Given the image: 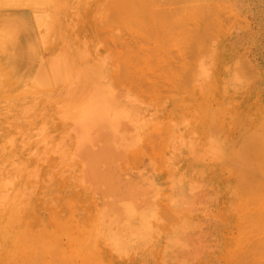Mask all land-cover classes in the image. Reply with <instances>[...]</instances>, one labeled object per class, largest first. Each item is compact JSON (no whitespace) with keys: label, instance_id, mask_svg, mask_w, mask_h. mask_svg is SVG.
<instances>
[{"label":"rangeland","instance_id":"obj_1","mask_svg":"<svg viewBox=\"0 0 264 264\" xmlns=\"http://www.w3.org/2000/svg\"><path fill=\"white\" fill-rule=\"evenodd\" d=\"M242 260L264 261V0H0V264Z\"/></svg>","mask_w":264,"mask_h":264},{"label":"bare ground","instance_id":"obj_2","mask_svg":"<svg viewBox=\"0 0 264 264\" xmlns=\"http://www.w3.org/2000/svg\"><path fill=\"white\" fill-rule=\"evenodd\" d=\"M41 58H42V57H41ZM97 86H98V85H97ZM100 89H102V88H100ZM102 94H103V93H102ZM101 96H102V95H101ZM105 98H106V97H105ZM107 99H108V98H107ZM97 101H98V100H97ZM109 101H110V100H109ZM99 102H100V101H99ZM99 102H97V103H99ZM110 102H111V101H110ZM103 104H104V103H103ZM97 106H98V107H102V108H99V109H100V110L103 109V111H104L103 106H100V104H98ZM106 106H107V105H104V107H106ZM96 108H97V107H96ZM107 108H108V106H107ZM99 109H98V110H99ZM108 109H109V108H108ZM94 110H95V109H94ZM98 110H96V111H98ZM100 110H99V111H100ZM105 110H106V109H105ZM99 111H98L97 115L99 114V115H101V116L103 115L102 113L105 112V111H104V112H101V114H100ZM121 112H122V111H121ZM107 113L110 114V109H109V111H108ZM90 114H91V117H93V116L95 117V115L92 116V113H90ZM93 114H96V113L94 112ZM104 114H106V113H104ZM109 114H106V117H107ZM121 114H122V113H121ZM97 115H96V117H95V118H96V121L93 119V120H94L93 122H92V118L90 117V115L88 116V117L90 118L89 121L91 120V123H94V122L97 123V125H96V124H92L93 126L96 125V126H97V129H96L95 127H93V128L91 129L92 125L90 124V122H87V123L89 124V127L86 128L85 126H84V127L81 126L82 128H79V131H82L83 134L85 133L84 135H82L83 140H89V138H88V139H85V137H87V136H85V135H86V134H90V133H91L90 131L93 130L94 128H95L96 130L94 129L92 132L95 133V131H98L99 127L103 128L102 126H104V128H105V127L107 126V125L104 123V121H105V115H104V117H100V116H97ZM88 117H87V118H88ZM94 117H93V118H94ZM97 117H99V118H97ZM111 117H112V116H111ZM87 118L85 119V121H88ZM98 119H99V120H98ZM100 119H103V121L100 120ZM111 120H113V119H111ZM111 120H109V121H111ZM99 121H100V123L102 122V123H101L102 125H101V124L99 125ZM111 122H113V121H111ZM121 122H122V121H121ZM84 123H85V122L83 121L82 125H83ZM103 123H104V124H103ZM109 123H110V122H109ZM110 124H111V123H110ZM85 125L87 126L86 123H85ZM90 125H91V126H90ZM98 126H99V127H98ZM79 127H80V126H79ZM83 128H85V129L90 128V129L88 130L89 132L86 133L87 130H83ZM81 129H82V130H81ZM75 130H76V129H75ZM102 130H103V129H102ZM83 131H84V132H83ZM85 131H86V132H85ZM99 131H100V130H99ZM96 133H99L100 135H102L101 132H96ZM96 133H95V134H96ZM95 134H94V135H95ZM91 135H92V134H91ZM91 135H90V137H91ZM100 135H99V136H100ZM95 136H96V135H95ZM99 136H96V137H99ZM93 137H94V136H92L91 139L94 140L95 138H93ZM79 138H80V137H79ZM100 138H101V136H100ZM102 138H103V135H102ZM91 139H90V140H91ZM97 139H98V138H97ZM79 141H80V140H79ZM96 159H98V158H96ZM89 166H90V165H89ZM86 171H87V170H86ZM90 172H91V171H90ZM91 176H92V175H91ZM88 177H89V176H88ZM243 253H245V252H242V255H243ZM248 253H249V252H248ZM248 253L246 252L244 255H247ZM242 255H241V256H242ZM249 255H250V253H249ZM247 256H248V255H247ZM253 256H254V255H253ZM255 256H256V255H255ZM250 257H252V256H250ZM250 257L243 256V257H241V258H242V259L244 258L243 260H245V258H250ZM252 258H253V257H252ZM254 259H255V258H253V260H254ZM243 260H242V261H243ZM254 261H255V260H254ZM244 262H245V261H243V264H245ZM261 263H262V261H261ZM263 264H264V261H263Z\"/></svg>","mask_w":264,"mask_h":264}]
</instances>
